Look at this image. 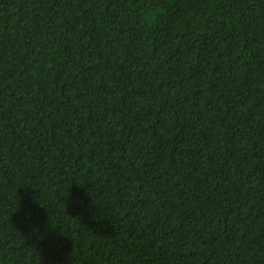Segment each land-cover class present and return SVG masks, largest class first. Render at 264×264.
<instances>
[{"label": "trees", "instance_id": "1", "mask_svg": "<svg viewBox=\"0 0 264 264\" xmlns=\"http://www.w3.org/2000/svg\"><path fill=\"white\" fill-rule=\"evenodd\" d=\"M0 264H264V0H0Z\"/></svg>", "mask_w": 264, "mask_h": 264}]
</instances>
